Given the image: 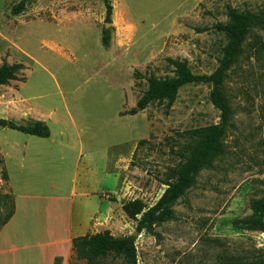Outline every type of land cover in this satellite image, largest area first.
<instances>
[{
	"label": "rangeland",
	"instance_id": "rangeland-1",
	"mask_svg": "<svg viewBox=\"0 0 264 264\" xmlns=\"http://www.w3.org/2000/svg\"><path fill=\"white\" fill-rule=\"evenodd\" d=\"M20 1L0 0V65L27 66L26 81L0 86V118L21 123L15 115L25 118L22 96L45 111L55 107V122L48 138L0 125V194H50V182L69 194L77 159L82 182L88 154L110 146L120 175L110 198H141L148 206L184 160V132L219 123L222 114L210 99V79L185 84L172 104L154 101L143 113H125L148 89L147 76H175L169 58L186 59L194 73L210 77L229 42V6L258 15L224 82L231 105L225 153L200 169L173 216L154 220L150 231L139 233L122 206L106 225L136 238L138 264H263L264 232L233 221L251 214L252 199L264 198V0H112L108 27L103 0H30L15 14ZM105 27L109 46L102 43ZM77 133L82 153L73 143ZM16 147L19 159L12 156ZM9 202L0 205L2 217ZM35 262L32 256L24 264ZM60 262L87 264L74 251Z\"/></svg>",
	"mask_w": 264,
	"mask_h": 264
},
{
	"label": "trees",
	"instance_id": "trees-1",
	"mask_svg": "<svg viewBox=\"0 0 264 264\" xmlns=\"http://www.w3.org/2000/svg\"><path fill=\"white\" fill-rule=\"evenodd\" d=\"M29 1L21 0L13 7V12L21 13ZM103 2L106 6V22L110 23L112 22L113 3L112 0H103ZM227 13L230 23L223 26V29L228 33L229 42L225 47L219 66L210 77L194 73L186 59L169 58L174 66L175 76L165 78L158 77L153 73L147 76L148 89L139 98L136 106L125 113L137 114L154 101L167 100L172 104L177 99L180 88L185 84L210 79L213 86L210 99L222 114V121L219 123L184 132L189 139L184 149L179 152L184 160L173 169L170 177L165 179L164 183L167 184V188L154 205L148 206L141 198L130 199L123 203L122 208L126 215L137 222L136 229L139 233L144 230L150 231L154 220L158 218L172 217L174 204L196 183L200 169L215 166V160L225 153L223 143L226 133L225 126L231 112L230 101L224 91L225 78L249 30L256 23L261 22L258 15L248 11H239L232 6L228 7ZM102 43L105 46H109L111 43L109 28L103 29ZM26 67L23 62L4 61L0 65V86L9 84L12 80L26 81V77L21 75ZM135 77L140 78L141 73L136 71ZM0 125L40 137L51 135L49 125L40 120L29 124H19L6 118H0ZM6 199L10 200V209L4 217L0 215V230L15 213L14 195L0 194V205L5 204ZM250 207L251 214L236 218L233 221L234 226L240 229L264 232V198L252 199ZM73 251L78 258L85 259L87 264H138L136 238L132 234L115 235L110 229L75 237ZM54 264H61L60 257L56 258Z\"/></svg>",
	"mask_w": 264,
	"mask_h": 264
},
{
	"label": "crops",
	"instance_id": "crops-1",
	"mask_svg": "<svg viewBox=\"0 0 264 264\" xmlns=\"http://www.w3.org/2000/svg\"><path fill=\"white\" fill-rule=\"evenodd\" d=\"M20 100H23L25 118L15 115L21 121L19 124L40 120L50 127L51 122H55V107L45 111L37 104H29L25 97L20 96ZM60 134L69 133L60 130ZM77 134L73 143L78 144L82 153L85 142L81 134ZM52 135L51 129L49 137ZM15 149L12 156L19 159L20 148ZM112 160L110 146L101 155L94 151L89 153L83 167L84 179L80 182L82 160L77 159L69 194L54 182H50V191H54L50 194H16L15 213L0 230V264H24L32 256L36 261L33 264H54L57 257L65 259L72 255L75 237L108 229L106 223L114 210L123 206L122 201L110 198V193L120 184V175L112 169ZM42 236L46 237L44 242L40 241Z\"/></svg>",
	"mask_w": 264,
	"mask_h": 264
},
{
	"label": "water",
	"instance_id": "water-1",
	"mask_svg": "<svg viewBox=\"0 0 264 264\" xmlns=\"http://www.w3.org/2000/svg\"><path fill=\"white\" fill-rule=\"evenodd\" d=\"M110 24H111V23L107 22V23H106V27H108V25H110Z\"/></svg>",
	"mask_w": 264,
	"mask_h": 264
}]
</instances>
